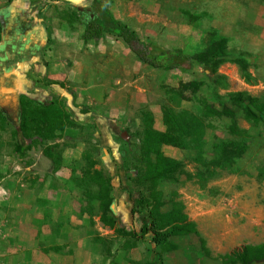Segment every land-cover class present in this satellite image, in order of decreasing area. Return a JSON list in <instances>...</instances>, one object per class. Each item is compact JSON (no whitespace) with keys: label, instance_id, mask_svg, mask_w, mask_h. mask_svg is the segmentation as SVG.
I'll use <instances>...</instances> for the list:
<instances>
[{"label":"rangeland","instance_id":"rangeland-1","mask_svg":"<svg viewBox=\"0 0 264 264\" xmlns=\"http://www.w3.org/2000/svg\"><path fill=\"white\" fill-rule=\"evenodd\" d=\"M46 4L43 19L47 22L48 37L50 41H56L58 44L54 47V57L70 61L71 67L76 66V60L81 59L80 55L84 51H107L108 54L101 58L104 62L114 56L116 58L119 68L116 77L111 76L107 68L96 74L97 78H103L105 81L110 79L111 84L106 89L86 92L74 90L73 86L68 84L70 87L66 91L73 99L84 102L102 93L103 100H107L105 106L93 105L88 108L99 111L98 113L104 109L109 112L114 110L117 115L121 112L120 117L109 118L117 122L118 131L114 137L121 145L119 148L125 153V166L134 171L132 176H128L133 184L131 197L137 199L149 194L148 186L137 180L144 172L138 149L143 127L142 115L151 113L154 128L165 130L162 117H156V114H162L163 108L188 110L202 117V102H206L219 111H230L236 128L243 131L242 134L234 135L230 132L231 120L226 115L205 117L203 121L207 128L204 146L200 151L191 147H162L165 155L182 162V171L176 182L162 183L158 190L162 192L166 202L171 197L180 200L187 214L203 219L208 213V264H219V256L243 245L264 244V41L257 40L261 29L255 25L244 24L242 19L237 18L233 9L210 8L214 3H208V0H105L103 9L113 15L112 10L114 18L121 19L134 29L142 40L150 43L154 52L177 50L192 56L207 46L210 31L226 37L228 62L218 68L217 74L225 77L220 80L206 77L203 69L196 64L186 70L153 69L139 62L126 45L112 34L106 33L94 44L84 41L82 33L85 26L82 22L87 17L85 11H80L78 6L68 4L64 0H49ZM89 11H94L92 5ZM246 32H249V35H245ZM238 58L248 63L249 78H245L238 65L233 62ZM77 75L80 82L90 76L84 70H80ZM115 79L120 81L116 82ZM191 81L200 84L194 94L190 90L185 92L189 100L179 97L171 99L165 92V87L178 88L181 84ZM235 93H245L257 99L262 112L252 106L251 109L261 117V121L255 124L244 118L242 108L229 96ZM58 103L63 111L66 106L74 105L68 98H61ZM124 115L126 117H122ZM75 127L85 142L84 155H90L91 159H82L71 164L70 181L77 185L79 192L85 193L88 188L92 191L94 189L91 185L86 187L84 171L89 161L95 160L99 164L94 155L98 142L94 135V125L76 124ZM15 130V123L0 114V264H6L4 251L7 238L4 236L2 218L6 211L4 202L10 200L13 191L17 195L23 189L22 184L32 182L30 171L11 170L12 166L19 162L29 164L30 161L36 160V155L44 146L56 155H60L64 147L62 144L50 145L52 141L48 144L36 140L32 142L30 151L19 155L14 150L19 143L14 134ZM121 133H124L125 137H122ZM221 142L245 145V152L234 159L231 168H219L210 163L216 158L213 145ZM64 145L72 144L67 142ZM5 177H9L8 180H4ZM165 209H168V206ZM113 212H116L115 202ZM145 214L143 211L144 217ZM144 239L145 242L149 241L148 237ZM181 239V245L200 246L194 236ZM132 244L135 243L130 237H116L102 241L100 247L102 252L109 254V264H129L131 258L128 252ZM197 250L193 252V256H197L199 260L204 252L202 249ZM152 259L153 257L145 255L138 262L146 264ZM175 264H178L177 260Z\"/></svg>","mask_w":264,"mask_h":264},{"label":"crops","instance_id":"crops-1","mask_svg":"<svg viewBox=\"0 0 264 264\" xmlns=\"http://www.w3.org/2000/svg\"><path fill=\"white\" fill-rule=\"evenodd\" d=\"M64 1L85 12L91 9L93 3V0ZM46 2L49 0H0V113L8 121L16 123L20 114L21 97L36 105L59 102L61 98H68L73 102L75 108L68 105L64 111L70 115V120L75 125L92 124L95 127L94 135L98 144L94 155L99 162L95 168L102 170L110 178V196L116 203V212H112L116 224L114 227L103 225L97 205L90 204L86 195L79 192L77 185L70 181V166L82 160L85 142L78 135L76 127L66 128L52 144L47 141L50 145L64 146L58 155V163H54V156L49 155H56L52 151L47 150L49 154L44 153L47 148L44 146L36 155V160L29 164L19 162L12 166L11 170L30 171L32 182L22 184L23 189L17 195L13 191L10 200L4 202L6 211L2 218L4 236L7 238L4 262L109 264L110 256L102 252L101 242L123 237L116 233L118 228L139 233L147 222L142 214L131 213L130 194L133 184L128 176H132L134 171L125 166V153L114 137L118 131L117 122L109 118L120 117L121 112L117 115L114 110L109 112L104 109L100 113L92 108L90 110L88 106H105L107 100H103L102 93L84 102L73 99L66 90L70 87L68 84L74 90L86 92L106 89L111 84L110 79L105 81L97 78L96 74L107 68L109 74L116 77L119 72L118 63L115 56L108 62L101 61L108 52L95 49L84 51L80 55L81 59L76 60L75 67H71L70 61L62 57H54V47L58 44L50 41L48 37L47 22L43 19ZM209 2L214 3L210 8L233 9L244 24L259 27L261 32L257 40L264 41V0H208ZM111 12L114 16V12ZM118 20L122 22L121 19ZM246 34L249 35V32ZM89 42L94 44L96 41ZM80 70L90 74L81 82L77 75ZM156 117L163 115L156 114ZM67 142L72 145H64ZM8 178L5 177L4 180ZM186 215L196 224L208 249V213L203 219L187 213ZM192 236L194 235L173 238L172 242L177 248L163 255L164 264H175L176 260L178 264H208V255L202 254L199 260L197 256H193L196 249L201 250L200 246L179 244L183 240L181 238ZM146 237L148 236L144 238ZM153 249L150 241L138 242L128 252L130 263L139 264L138 260L145 255L153 257L150 262H158ZM219 264L223 263L219 260Z\"/></svg>","mask_w":264,"mask_h":264},{"label":"trees","instance_id":"trees-1","mask_svg":"<svg viewBox=\"0 0 264 264\" xmlns=\"http://www.w3.org/2000/svg\"><path fill=\"white\" fill-rule=\"evenodd\" d=\"M92 2L96 16L92 19L87 16L82 22L85 26L82 33L84 41H98L106 33L112 34L126 45L139 62L153 69L186 70L192 64H196L203 69L206 77L225 79V77L219 76L217 72L221 65L228 62V40L226 37L217 35L215 31H210L207 46L192 56L182 54L177 50L154 52L150 43L142 40L134 29L114 18L107 9H103L102 5L105 0H93ZM233 62L238 65L245 78L250 77L247 72L248 63L244 59L238 58ZM199 84L191 81L181 84L178 88L165 87V92L171 99L179 97L182 100H189L185 92L190 90L194 94ZM229 96L235 104L242 108L245 119L255 124L261 121V117L251 109L252 106L262 112L256 98L245 93H235ZM19 104L20 114L15 123L16 130L14 131L19 140L14 150L19 155L26 154L31 149L32 142L36 140L54 141L61 136L66 128L76 126L70 120V115L64 112L57 102L43 105L35 104L34 106L33 101L21 97ZM202 106V117H198L188 110L175 111L171 107L163 108L164 131H158L154 128L151 113L142 115L143 127L138 149L139 160L144 167V172L137 180L148 186L149 194L146 197L141 196L133 199L131 213L140 215L145 211L144 218L147 222L141 227L139 233L135 231L126 232L122 228H118L116 233L123 237H130L135 244L143 241L145 236L149 237V241L154 247V254L158 257V262L152 261L146 264H164L163 255L177 248L172 239L188 235L196 236L204 255H208L206 242L199 234L196 224L188 219L182 202L174 199V197L169 198L166 202L162 197V192L158 190L162 183L176 182L182 171V162L165 155L162 147L165 145L184 149L191 147L200 151L204 146V135L207 128L203 121L205 117L226 115L231 120L230 132L234 135L242 134L243 131L236 128L230 111H219L206 102H202ZM47 150L49 151L48 147L44 153L47 154ZM213 150L216 158L210 163L219 168H231L234 159L245 152V145L236 142H221L214 144ZM49 155L54 156V163H58V155ZM82 159L88 161L91 156L83 154ZM96 165L95 160L89 161L84 171L86 187L91 185L94 189L92 191L88 188L83 194L90 200V203L97 205L100 212V222L105 226L114 227L116 220L111 208L114 202L110 196V178L102 170L96 169ZM166 206L168 209H165ZM135 244H132L130 248L135 247ZM219 259L223 264H261L264 263V244H246L228 254L219 256Z\"/></svg>","mask_w":264,"mask_h":264},{"label":"flooded vegetation","instance_id":"flooded-vegetation-1","mask_svg":"<svg viewBox=\"0 0 264 264\" xmlns=\"http://www.w3.org/2000/svg\"><path fill=\"white\" fill-rule=\"evenodd\" d=\"M87 14V16H90L89 19L94 18V16H96V12L95 11H86L85 12Z\"/></svg>","mask_w":264,"mask_h":264},{"label":"water","instance_id":"water-1","mask_svg":"<svg viewBox=\"0 0 264 264\" xmlns=\"http://www.w3.org/2000/svg\"><path fill=\"white\" fill-rule=\"evenodd\" d=\"M124 135H125V134H123L122 137H125ZM111 208H112V210H113V209H114V205H112Z\"/></svg>","mask_w":264,"mask_h":264}]
</instances>
